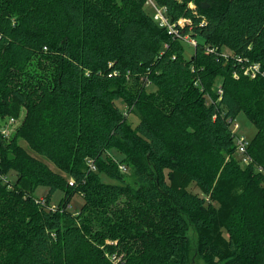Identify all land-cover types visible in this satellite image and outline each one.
<instances>
[{
  "label": "trees",
  "instance_id": "16d2710c",
  "mask_svg": "<svg viewBox=\"0 0 264 264\" xmlns=\"http://www.w3.org/2000/svg\"><path fill=\"white\" fill-rule=\"evenodd\" d=\"M145 1L0 0V118L25 109L0 132V175L16 176L0 179V264H187L189 224L208 264H264V75L243 72L264 71V0H153L176 34ZM240 112L255 126L243 166Z\"/></svg>",
  "mask_w": 264,
  "mask_h": 264
},
{
  "label": "rangeland",
  "instance_id": "374dc122",
  "mask_svg": "<svg viewBox=\"0 0 264 264\" xmlns=\"http://www.w3.org/2000/svg\"><path fill=\"white\" fill-rule=\"evenodd\" d=\"M190 5H192V3H190ZM156 7L158 8L161 6H158L154 1L153 2H149L147 0L145 1V9L150 14L154 15L157 12ZM158 9L161 10L162 8H158ZM161 13L164 14L163 16L167 18L164 10H161ZM182 19L187 21L185 18H182ZM169 22H171V21H169ZM186 38H187V42L192 45V43L195 39L191 38L189 36H186ZM222 50H223L222 52H225V53L230 52V50L226 47H223ZM186 51H187V55H188L189 51H191L189 46H186ZM146 85H147L148 89L152 88L148 82H146ZM121 105H122V109H123L124 116H125L127 123L131 127H134L135 124L138 122V117L133 112L125 111V107L123 106L122 103H121ZM24 116H25V109L22 107L17 116L4 115L3 117L0 118V127H4L7 130V134L2 135L3 138L5 139V141H9L14 136V134L17 131L18 127L20 126ZM232 122L238 123L237 133L242 134L248 140L252 137V135L255 132V126L248 120V118L244 115L243 112H240L237 115V117L235 119H233ZM231 127H232V125H231ZM18 140H19V138L17 139V141ZM233 142H234V139H233ZM20 143L23 144L24 146H26V144L23 140H20ZM103 156L117 161L119 163L118 165H123L124 168H122V169L119 168V169L123 173L125 179L131 184H133L135 182L136 176L134 175L131 166L126 164V162L121 161V159H123V157H124V154L120 151L119 148H117L116 146H111L104 151ZM234 156L240 160V154L236 150V148L234 150ZM227 158H228V156H227ZM45 160L48 161V164L51 167H54L51 161H49L47 159H45ZM239 163L242 166L247 165V164L241 163V160ZM99 176H100V179L102 181L113 182V183L117 182L115 179L109 178L107 175H105L102 172L99 173ZM15 178H16L15 172L13 170H11L9 173H7L6 179H4V180L7 181L8 183H13ZM47 189H48V187L44 186V185H38L35 188L33 195L37 201L44 203L43 201L45 199V194L47 192ZM188 189L191 190L192 192H197L200 195H204L194 183L189 184ZM62 195H63V191L60 189H57L53 193L47 207L49 208L50 206H52V207L56 208V206L58 205V202H59L60 198L62 197ZM204 196L206 198L208 197L207 195H204ZM82 202H83L82 195L80 193H75L72 196L70 203L67 204V206L75 214L78 212ZM187 236H188V241H189L188 242V263L187 264H208L206 259L204 257L200 256L198 253V234H197V231L195 230V228L193 227L192 224H189V228L187 230Z\"/></svg>",
  "mask_w": 264,
  "mask_h": 264
},
{
  "label": "built area",
  "instance_id": "2783aa9c",
  "mask_svg": "<svg viewBox=\"0 0 264 264\" xmlns=\"http://www.w3.org/2000/svg\"><path fill=\"white\" fill-rule=\"evenodd\" d=\"M147 1L153 2V0H147ZM158 8H162L161 10H164L163 7H158ZM158 8L156 7L157 12L153 15V18L159 23V25L165 26L169 33H175L176 34L177 33V29L175 28V23L169 22L168 21L169 19L164 17L163 16L164 14H162L161 10L158 9ZM184 21H185L184 19L179 18L177 20V23L179 25H183ZM185 38H186V36H185ZM192 44H195V40L193 41ZM209 50L213 51V50H215V47H210ZM222 55L227 56V53L222 52ZM243 72L245 74L249 75L250 77H254L256 74L264 75V71H262L260 69L259 64L256 63V62L249 63L246 67H244ZM234 76H236L235 73H234ZM219 92H221V89H219ZM231 125H232L231 131L233 133V139H234L235 148L240 154L241 163L249 164L250 162H252L251 157L247 153V145H248L249 140L245 136H243L242 134L237 133L238 123L231 122ZM0 132H1L2 135L3 134L4 135L7 134V130L4 127H0ZM90 166L92 168H94V166L91 164V162H90ZM256 167L259 170L262 169L259 165H256ZM119 168L122 169V168H124V166L123 165H119ZM0 179L4 180V179H6V176L5 175H0ZM49 208L54 209V207H52V206H50Z\"/></svg>",
  "mask_w": 264,
  "mask_h": 264
},
{
  "label": "bare ground",
  "instance_id": "6f19581e",
  "mask_svg": "<svg viewBox=\"0 0 264 264\" xmlns=\"http://www.w3.org/2000/svg\"><path fill=\"white\" fill-rule=\"evenodd\" d=\"M259 76V75H258ZM246 167H248V166H246Z\"/></svg>",
  "mask_w": 264,
  "mask_h": 264
}]
</instances>
